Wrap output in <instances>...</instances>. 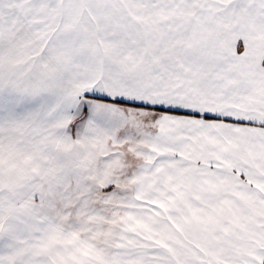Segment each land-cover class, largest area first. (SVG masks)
Masks as SVG:
<instances>
[{
  "label": "snow or ice",
  "instance_id": "1",
  "mask_svg": "<svg viewBox=\"0 0 264 264\" xmlns=\"http://www.w3.org/2000/svg\"><path fill=\"white\" fill-rule=\"evenodd\" d=\"M0 264H264V0H0Z\"/></svg>",
  "mask_w": 264,
  "mask_h": 264
}]
</instances>
